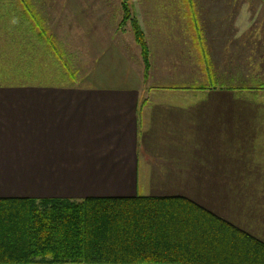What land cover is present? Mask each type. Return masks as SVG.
Returning a JSON list of instances; mask_svg holds the SVG:
<instances>
[{
  "label": "crops",
  "instance_id": "1",
  "mask_svg": "<svg viewBox=\"0 0 264 264\" xmlns=\"http://www.w3.org/2000/svg\"><path fill=\"white\" fill-rule=\"evenodd\" d=\"M224 33L216 56L193 42L194 90L169 86L166 39L147 82L109 44L90 86L0 84V199L183 198L264 243V78L233 72L243 32Z\"/></svg>",
  "mask_w": 264,
  "mask_h": 264
},
{
  "label": "trees",
  "instance_id": "2",
  "mask_svg": "<svg viewBox=\"0 0 264 264\" xmlns=\"http://www.w3.org/2000/svg\"><path fill=\"white\" fill-rule=\"evenodd\" d=\"M20 2L45 40L32 6ZM122 11L120 28L130 26L147 82L146 33L127 0ZM37 263L264 264V243L183 198L0 199V264Z\"/></svg>",
  "mask_w": 264,
  "mask_h": 264
},
{
  "label": "rangeland",
  "instance_id": "3",
  "mask_svg": "<svg viewBox=\"0 0 264 264\" xmlns=\"http://www.w3.org/2000/svg\"><path fill=\"white\" fill-rule=\"evenodd\" d=\"M26 1L46 31V39H41L23 16L20 0H0V84L90 86L89 73L99 52L109 48V44L130 56L138 49L142 60L130 26L120 28L123 0ZM127 1L147 34V40L154 46L153 49L149 47L150 64L152 54L157 56L159 53L158 41H172L170 54L175 65L169 86L173 91L194 90L200 86L201 81L193 76L201 74L200 55L193 42L202 37L210 45L214 43L216 56L218 40L222 43L224 31L234 25L243 33L238 50L242 69L234 68L233 72H248V67L243 68L247 63L250 67L247 74L264 78L262 0ZM50 45L57 48L59 60L55 59ZM142 64L144 71L143 60ZM68 69L74 76H68Z\"/></svg>",
  "mask_w": 264,
  "mask_h": 264
}]
</instances>
